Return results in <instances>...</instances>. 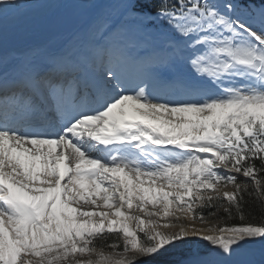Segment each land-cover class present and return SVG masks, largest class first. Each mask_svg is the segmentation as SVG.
I'll return each mask as SVG.
<instances>
[{
  "label": "snow or ice",
  "instance_id": "1",
  "mask_svg": "<svg viewBox=\"0 0 264 264\" xmlns=\"http://www.w3.org/2000/svg\"><path fill=\"white\" fill-rule=\"evenodd\" d=\"M0 264H264V0H0Z\"/></svg>",
  "mask_w": 264,
  "mask_h": 264
},
{
  "label": "rangeland",
  "instance_id": "2",
  "mask_svg": "<svg viewBox=\"0 0 264 264\" xmlns=\"http://www.w3.org/2000/svg\"><path fill=\"white\" fill-rule=\"evenodd\" d=\"M228 190H231V188H229ZM212 222H215V223H217V221H212Z\"/></svg>",
  "mask_w": 264,
  "mask_h": 264
},
{
  "label": "bare ground",
  "instance_id": "3",
  "mask_svg": "<svg viewBox=\"0 0 264 264\" xmlns=\"http://www.w3.org/2000/svg\"><path fill=\"white\" fill-rule=\"evenodd\" d=\"M212 223H215V222H212Z\"/></svg>",
  "mask_w": 264,
  "mask_h": 264
}]
</instances>
